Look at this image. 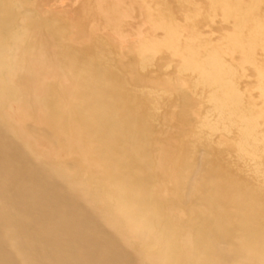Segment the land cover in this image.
Segmentation results:
<instances>
[{
    "label": "bare ground",
    "instance_id": "obj_1",
    "mask_svg": "<svg viewBox=\"0 0 264 264\" xmlns=\"http://www.w3.org/2000/svg\"><path fill=\"white\" fill-rule=\"evenodd\" d=\"M231 1L221 11L231 24L222 38L240 61L196 32L187 39L189 84L205 101L196 108L137 77L152 60L135 69L111 50L79 66L25 2L0 0V264H264V0ZM66 65L79 66L74 113L58 83L33 91L39 74ZM10 101L45 117L49 141L81 124L77 136L101 171L43 159L3 116ZM194 110V123L175 133L178 150L163 157V127ZM167 180L183 207L178 216L157 195ZM92 186L108 206H95Z\"/></svg>",
    "mask_w": 264,
    "mask_h": 264
},
{
    "label": "rangeland",
    "instance_id": "obj_2",
    "mask_svg": "<svg viewBox=\"0 0 264 264\" xmlns=\"http://www.w3.org/2000/svg\"><path fill=\"white\" fill-rule=\"evenodd\" d=\"M17 1L25 2V8H29L32 13L39 14L43 20L48 22L52 31H49L47 35L54 40L56 47L64 45L66 50L71 52L70 56H74L77 62L81 63L79 66L85 65L89 54L111 50L119 55V65L131 62L135 69L140 59L152 60L145 75H137V77L147 86L170 92L178 101L193 103L196 108L202 106L205 101L196 100L195 94L198 90L193 88L188 80L193 79L194 75L186 70L184 63L186 60L190 61L186 59L188 54L184 50H187L186 45L191 44L187 41L191 37V32L212 40L209 45L217 47L218 52L229 53L228 58L234 62L241 60L240 56L224 48L226 44L222 38L223 34L230 32L231 24L221 23V11L233 4L231 0ZM161 7H167L171 11V17L167 18L161 12ZM95 12H97L96 15ZM207 12H211L212 18H206ZM190 19L192 20L189 22ZM176 42L178 44H175ZM77 65L75 67L66 65V71L61 74H39V80L33 91L40 94L45 91L42 90L43 85L58 83L61 87L63 107H67L69 112L74 113L75 96L81 89L79 80L74 76L75 69L79 67ZM178 111L179 108L175 106L169 115L173 117ZM2 114L10 125L22 134L30 146L48 162L91 173L101 171L100 163L84 150L85 143L77 136L82 127L81 124L71 121L70 128L66 129L69 132L68 136L55 130L57 139L49 141L41 137L42 133L49 129L52 130L50 123L45 121L41 113L40 115L37 111L28 113L25 104L10 101L4 107ZM185 116V122L180 124L171 118L163 127L162 143L166 148V155L163 154V157L169 158L176 153L178 150L176 138L186 131L187 123H194L198 116L197 110L190 111ZM73 144L77 147L70 148ZM168 172L169 174L174 173L172 169ZM100 180L98 177L95 179L97 182ZM174 183L173 180L160 183V193L158 192L157 195L160 198L165 195L167 201L164 208L167 204H172V211L178 216L183 207L174 197ZM89 192L98 197L95 202L96 207L109 205L104 199L102 201L100 198L102 196L95 186H92Z\"/></svg>",
    "mask_w": 264,
    "mask_h": 264
}]
</instances>
